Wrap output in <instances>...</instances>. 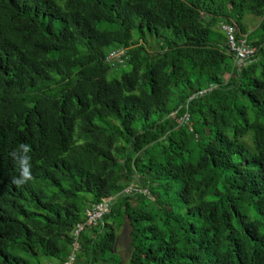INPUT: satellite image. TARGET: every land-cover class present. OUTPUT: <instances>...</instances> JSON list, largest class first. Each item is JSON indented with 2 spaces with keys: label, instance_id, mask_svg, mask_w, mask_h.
Here are the masks:
<instances>
[{
  "label": "trees",
  "instance_id": "1",
  "mask_svg": "<svg viewBox=\"0 0 264 264\" xmlns=\"http://www.w3.org/2000/svg\"><path fill=\"white\" fill-rule=\"evenodd\" d=\"M109 197L74 264H264V0H0V264H64Z\"/></svg>",
  "mask_w": 264,
  "mask_h": 264
},
{
  "label": "built area",
  "instance_id": "2",
  "mask_svg": "<svg viewBox=\"0 0 264 264\" xmlns=\"http://www.w3.org/2000/svg\"><path fill=\"white\" fill-rule=\"evenodd\" d=\"M221 30L225 33L227 37V48L228 51L234 55V63L238 71H240L243 67L251 63L256 59L258 48L255 47L251 42L248 40L247 34H242L239 31V27L236 23H228L222 22L220 24ZM126 53V49H119L113 51L110 56V61H117L120 64L124 63V54ZM203 93V92H202ZM185 123H189V115L186 114L183 118ZM127 193L131 192H143L147 193L146 190H140L138 187L134 185L130 186L126 189ZM113 197L104 198L103 201L91 209L87 210L86 220L77 224L73 234H74V243L72 253L69 256L68 260L64 264H74L76 259V253L80 249L79 243V236L81 232L86 227L96 226L103 220V218L110 213Z\"/></svg>",
  "mask_w": 264,
  "mask_h": 264
},
{
  "label": "clouds",
  "instance_id": "3",
  "mask_svg": "<svg viewBox=\"0 0 264 264\" xmlns=\"http://www.w3.org/2000/svg\"><path fill=\"white\" fill-rule=\"evenodd\" d=\"M21 149H23L24 151L21 152ZM30 151L31 146L23 143L19 146V149L13 150V152L10 153V155L18 163L20 168L19 177L13 179V183L18 187L34 179L31 172V157L28 155Z\"/></svg>",
  "mask_w": 264,
  "mask_h": 264
},
{
  "label": "rangeland",
  "instance_id": "4",
  "mask_svg": "<svg viewBox=\"0 0 264 264\" xmlns=\"http://www.w3.org/2000/svg\"><path fill=\"white\" fill-rule=\"evenodd\" d=\"M260 18L256 17L254 15L251 14H246L245 18H244V22L246 24V26L248 27L249 31L255 29L259 22H260ZM122 72V69L120 68L119 72H115L117 73L119 76ZM119 239H118V243H117V253L125 260H128V256H129V252H130V248H129V244H128V229L126 228V226L122 229H120L119 231Z\"/></svg>",
  "mask_w": 264,
  "mask_h": 264
}]
</instances>
